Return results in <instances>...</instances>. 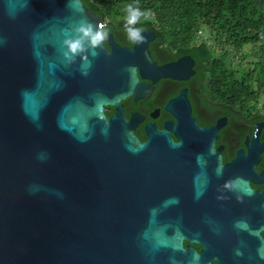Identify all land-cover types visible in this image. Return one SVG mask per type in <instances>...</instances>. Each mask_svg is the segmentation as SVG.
Here are the masks:
<instances>
[{
    "label": "water",
    "instance_id": "95a60500",
    "mask_svg": "<svg viewBox=\"0 0 264 264\" xmlns=\"http://www.w3.org/2000/svg\"><path fill=\"white\" fill-rule=\"evenodd\" d=\"M97 21L81 0H0V264H193L181 144L100 110L143 90L126 62L149 58L93 45Z\"/></svg>",
    "mask_w": 264,
    "mask_h": 264
},
{
    "label": "flooded vegetation",
    "instance_id": "af4514ba",
    "mask_svg": "<svg viewBox=\"0 0 264 264\" xmlns=\"http://www.w3.org/2000/svg\"><path fill=\"white\" fill-rule=\"evenodd\" d=\"M87 11L106 33V53L139 45L149 58L142 68L126 62L143 90L101 105L104 121L116 114L124 122L133 118V134L140 142L148 138L146 126L153 125L181 144L171 152L176 166L186 169L184 186L175 194L177 214L185 216L187 230L177 234L182 237L179 261L182 248L193 264H264V102L243 109L219 98L209 62L195 56L197 45L188 48L192 54L181 53L143 27L138 29L145 39L135 42L127 33L135 25Z\"/></svg>",
    "mask_w": 264,
    "mask_h": 264
},
{
    "label": "trees",
    "instance_id": "16d2710c",
    "mask_svg": "<svg viewBox=\"0 0 264 264\" xmlns=\"http://www.w3.org/2000/svg\"><path fill=\"white\" fill-rule=\"evenodd\" d=\"M89 10L126 21L128 6L147 13L135 28H151L157 38L206 59L213 71L218 97L236 108L260 105L264 96V0H81ZM202 35V36H200ZM197 42V40H199ZM249 46V47H247ZM247 47L248 50L243 52ZM239 53L236 68L230 52ZM247 61L245 67H239Z\"/></svg>",
    "mask_w": 264,
    "mask_h": 264
},
{
    "label": "clouds",
    "instance_id": "9594fccd",
    "mask_svg": "<svg viewBox=\"0 0 264 264\" xmlns=\"http://www.w3.org/2000/svg\"><path fill=\"white\" fill-rule=\"evenodd\" d=\"M127 19H126V24L127 25H135L137 22H139L141 16H144L145 19L148 18L147 13H143L140 11L138 7H132L128 6L127 8ZM100 28H103V25L99 26ZM80 31L85 35V36H90L91 37V43L93 45L98 44L99 42L103 41L106 38V33L103 31H98L95 34L91 33L90 27L87 28H81ZM142 31V29L134 28V27H127V33L129 35V38L135 42H142L145 38L141 37L139 33ZM68 49L71 53H76L80 49V43L79 41L76 42H67Z\"/></svg>",
    "mask_w": 264,
    "mask_h": 264
},
{
    "label": "rangeland",
    "instance_id": "374dc122",
    "mask_svg": "<svg viewBox=\"0 0 264 264\" xmlns=\"http://www.w3.org/2000/svg\"><path fill=\"white\" fill-rule=\"evenodd\" d=\"M200 36H202V35H200ZM199 41H200V39L197 40V42H199ZM247 47H249V46H247ZM247 47H244V48H246V49H245L243 52H245V51L248 50ZM229 60H230L231 63H232V67H233V68H236V67L238 66L237 64H238V62H239V60H240V55H239V53H235V52L231 51V52H230V59H229ZM246 64H247V61H243L239 67H245ZM260 102H261V103L264 102V96L260 99Z\"/></svg>",
    "mask_w": 264,
    "mask_h": 264
}]
</instances>
